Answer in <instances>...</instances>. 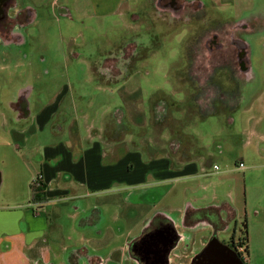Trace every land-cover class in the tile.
Returning a JSON list of instances; mask_svg holds the SVG:
<instances>
[{
	"label": "rangeland",
	"instance_id": "1",
	"mask_svg": "<svg viewBox=\"0 0 264 264\" xmlns=\"http://www.w3.org/2000/svg\"><path fill=\"white\" fill-rule=\"evenodd\" d=\"M91 1L61 0L60 3L68 2L71 7V18H66L60 14L61 5L52 4L53 0H12L9 16L30 10L35 19L18 26V29L22 26L16 31L22 41L0 39V206L32 202L30 185L39 178L42 167L65 165L66 157L70 163L78 160L77 153L68 154L60 145L68 142L67 131L71 132L73 127L76 131V111L82 107L81 101H93L91 116L94 118H91L96 126L105 124L102 132L109 131L111 110L119 105L120 90L139 88L133 95L139 96L138 100L132 97L133 102L136 101L132 109L144 111L147 125L143 128L129 126L133 131L134 147L146 137L154 152L161 154L160 149L155 148L174 147L171 139H176V145L185 151L184 156L197 164V171L192 172L197 175L190 178L185 175L188 173H183L176 181L171 180L177 191L164 203L173 200L179 192V202L182 201L179 205L185 211L187 206L207 208L216 196L234 212L232 219L221 212L226 225L218 234V241L243 249L246 245L244 264H264V123L253 119L264 109L257 101L264 90V0H216L217 4L213 0H184L211 10L212 17L221 23L237 22L253 27L251 33L240 35L250 44L252 71L250 81L239 88L241 96L237 109L238 102L232 99L237 97V84L241 82L238 75H195L191 70L179 71L189 64L183 53H187L195 41L192 23L182 28L183 24L169 22L168 17L155 9V0H136L133 8H124L109 17L98 19L91 9L79 17L75 9L82 11L85 5L88 9ZM106 5L110 6L109 1ZM135 17H138L136 22L130 21ZM209 20L216 24V20ZM199 30L198 26L197 33ZM112 65L116 66L114 75L107 69ZM94 68L102 77L104 75V81L91 74ZM194 79L212 94L210 98L195 88ZM22 90H28L31 115L27 119H18L11 107ZM62 92L65 96L63 109L48 125L39 128L32 121L33 117L42 105ZM261 96L264 103V93ZM207 99L213 103L209 104ZM73 100L76 101L74 105L70 103ZM200 100L202 103H197ZM226 104L233 109L225 110ZM210 105L212 112L208 115ZM137 122L140 123V119ZM60 128L65 131H59ZM80 128L79 133L85 136L84 127ZM56 145H59L57 150H45ZM140 146L146 147L142 142ZM52 153L58 155L49 159L47 155ZM239 164L243 167L238 168ZM72 179L69 177L68 185L74 183ZM185 187L192 191L186 196L187 201L180 194ZM75 190L82 192L80 188ZM160 198L159 189L157 194L150 192L143 198L142 205L135 203L136 196L130 199L133 203L123 205L120 213L125 220L123 236L129 234L132 239L141 234L143 212L153 210L151 206ZM94 200L97 204H105L111 197L100 196ZM163 204L157 205L156 211L163 208ZM214 211L212 208L187 212V222L195 224L192 248L196 253L204 247L197 242L204 236L207 241L210 238L209 230L199 220L210 218ZM170 217L175 223L179 222L177 212L170 213ZM56 220L55 227L62 222L59 218ZM101 228L113 236L115 225L110 216L106 215V220L101 221ZM178 231L188 234L182 227ZM242 240L244 245H240ZM91 252L97 257L107 255L105 250ZM171 254L180 256L181 249Z\"/></svg>",
	"mask_w": 264,
	"mask_h": 264
},
{
	"label": "crops",
	"instance_id": "2",
	"mask_svg": "<svg viewBox=\"0 0 264 264\" xmlns=\"http://www.w3.org/2000/svg\"><path fill=\"white\" fill-rule=\"evenodd\" d=\"M60 1L53 0L52 4H60V14L71 18L70 4L68 2L60 3ZM107 1L110 3L109 7L106 5ZM213 2L218 3L216 0ZM135 3L136 0H92L88 9L85 5L81 7L82 11L75 9V13L79 12V17H83L91 9L96 18L100 19L109 17L110 14L120 13L122 10L124 11V8L131 9ZM33 19L35 16L32 12L29 23L34 21ZM137 20L138 17H135L130 21L136 22ZM91 74L102 77L97 68H94ZM101 80H105L104 75ZM138 91L139 88L120 90L119 105L111 110L113 114L111 112L109 131L104 132L102 129L105 124L96 126L92 119L94 118L91 116L93 101H81L83 102L82 107L76 111L78 114L76 131L74 127L71 132L67 131L69 134L67 135L68 144L60 145V148L68 154L77 153L78 160L70 163L66 157L65 165L56 164L42 167L38 177L45 186L44 201L0 206V264L132 263L127 252V245L130 240L139 237L140 234L132 239L129 234L123 236L125 220L120 213L124 210L123 205L127 206L128 203H133L130 199L134 196L138 199L135 203L142 205L143 198L148 197L150 192L157 194L159 189L162 198L151 206L153 210H145L142 214L141 234L155 224L154 227H159V223L165 226L171 225L180 237V242L177 243L173 251L181 249V254L180 256L171 254L169 264L188 263L194 250L192 248V223L186 220L187 212L189 210L196 212L216 209L223 202L214 196L211 206L199 209L187 206L184 211L179 205L182 203V201L179 202V192H176V197H173V200L164 203L168 196H172L177 191L176 187L171 185V180L176 181L183 173H188L185 175L190 178L197 175L192 174L197 171V164L191 158H187L188 156H184L185 151L176 145V139H171L174 147L172 145L162 147L159 144L162 148L155 149H160L161 154H158L157 151L154 152V148L147 143L146 137L141 138L140 141V144L142 142L146 145L145 148L138 142V146L134 147L131 138L133 131L129 126L138 125L136 128H143L147 125L144 111L136 107L132 109L139 96H134L136 99L134 102L132 97ZM64 97L63 92L55 95L50 102L39 108L40 111L32 121L36 122L39 128L48 125L52 118L63 109ZM74 102L76 101L73 100L70 103L74 105ZM27 109H30V106ZM30 115L31 112L28 110L26 118L19 116L17 118L27 119ZM139 119L140 123L137 122ZM91 120L93 121L91 122ZM81 126L85 129V136L82 135L83 133H79ZM62 130L64 129H59V131ZM100 132L102 136L99 135ZM58 146L45 150L51 151L55 148L57 150ZM57 155L58 153H52L47 156L49 159H53ZM69 177L73 178L74 183L69 182L68 185ZM150 183L151 185H149ZM75 188H80L82 192L76 191ZM191 192L190 188L185 187L180 191V194L187 201L186 196ZM118 194H121L122 197L117 198ZM89 196H93V198L88 200ZM100 196L101 198L110 196L111 200L105 204H97L94 198H100ZM145 202L147 201L145 200ZM172 202L174 204H171ZM161 204H163V208L156 211L155 207ZM223 205L226 209L233 211L226 203ZM154 211H156L154 216H150ZM172 212L178 213L179 222L175 223L170 217ZM106 215L111 217L115 225L111 237L105 233L106 229L102 230L101 228V221L106 220ZM58 218L62 222L56 223L57 228L54 223ZM203 220H199V222L203 221L202 224L206 226L207 221L205 218ZM179 227L187 229L188 234L185 235L184 231H178ZM207 232L210 234V231ZM204 238L205 236L197 242L201 247L206 244L207 240ZM91 250L93 252L105 250L107 255L97 257L91 254Z\"/></svg>",
	"mask_w": 264,
	"mask_h": 264
},
{
	"label": "flooded vegetation",
	"instance_id": "3",
	"mask_svg": "<svg viewBox=\"0 0 264 264\" xmlns=\"http://www.w3.org/2000/svg\"><path fill=\"white\" fill-rule=\"evenodd\" d=\"M11 6L12 0H9L5 6L2 7L4 14L3 16H0V39L5 42H20L22 39L16 31H18L25 24L29 23L31 13L30 10L18 11L14 15L9 16L8 11ZM154 7L159 13L168 17L169 22H176L179 25L183 24V26H181L182 28H185L187 23H192V36L194 35L192 39L195 38V41L188 52L183 53V57H186L189 64L185 68L182 67L179 71L183 72L184 70L188 72L191 70L192 74L195 75L203 73L211 75L222 73L228 77H234L236 75L240 77L241 82L237 84V97H233L232 99L233 101L236 100L238 102L237 107L235 108L237 109L239 107V99L241 96L239 88L242 84L250 81L252 71L250 63V44L246 40L242 39L240 35L244 32L251 33L253 31V27L248 24H241L237 22L221 23L218 19L212 17L213 15L211 10L202 8L201 4L194 2L187 3L184 0H155ZM209 19L216 20V24L210 23L212 20L210 21ZM20 25L22 26L18 29V26ZM198 26L200 30L197 33ZM126 55L128 57V53ZM107 69L109 71L111 70L112 75H114L116 66L112 65L110 68L107 67ZM207 80L209 84L212 83L210 78ZM192 83L196 89H201L204 97L209 96L210 98L212 96V94H208L209 91H205V88L203 89V86L197 79H194ZM263 93H259L260 97L257 99L262 107H264V103H262L263 100L261 99V95H263ZM159 102L162 103L163 101L160 100ZM197 103L201 104L202 101H197ZM211 103H213L212 100L209 101V104ZM11 107L19 117H23L24 113L28 112L27 90H22L19 93L16 101L11 103ZM208 109L209 112L206 114L209 115L212 112L211 105ZM230 109L232 110L233 107L229 108V105L226 104L225 110L229 111ZM161 110L164 111V109ZM161 110L158 111L160 112ZM262 111L263 113L261 115L253 117V119L257 118L258 120H254L260 121V123H264V109H262ZM262 139L264 141V138ZM214 210L213 216L208 219L205 218L207 221V225L205 227L210 231V238L213 236L217 238L218 234L225 228L226 223L224 218H221V212L223 211L225 214L229 215V218L227 217V219H232L234 214L232 210L226 209L223 203H220V205L216 207V209L214 208ZM203 221H200L199 223H202ZM194 226L195 224H192V230L194 229ZM164 227L165 225L159 227L152 226L150 229L140 234L139 237L129 241L127 245V252L129 257L132 259L133 264H157L153 259V257H156L157 252H154L155 249L148 246L149 236ZM172 236L174 237L175 244L172 247V251L168 256V259L173 250L176 248L175 245L180 242V237L175 231L172 233ZM208 241H206V243ZM226 246L234 251L243 263L245 262L243 259L242 247H236L235 244ZM199 253L194 251L189 257L187 264H193L195 256Z\"/></svg>",
	"mask_w": 264,
	"mask_h": 264
},
{
	"label": "water",
	"instance_id": "4",
	"mask_svg": "<svg viewBox=\"0 0 264 264\" xmlns=\"http://www.w3.org/2000/svg\"><path fill=\"white\" fill-rule=\"evenodd\" d=\"M9 0L0 1V16H3V8ZM28 94V90H27ZM24 110V109H23ZM28 112L24 113V118ZM175 230L167 225L161 230H157L149 236L148 246L154 248L157 252L156 257H153L157 264H169L168 256L175 244L172 233ZM176 246V245H175ZM155 256V254H154ZM193 264H244L240 258L228 246L220 243L218 239L213 236L203 247L201 252L195 256Z\"/></svg>",
	"mask_w": 264,
	"mask_h": 264
},
{
	"label": "trees",
	"instance_id": "5",
	"mask_svg": "<svg viewBox=\"0 0 264 264\" xmlns=\"http://www.w3.org/2000/svg\"><path fill=\"white\" fill-rule=\"evenodd\" d=\"M30 190L32 194V201L34 202H42L44 201V190L45 186L44 184L40 181V178H37L31 185H30ZM246 229V227H245ZM244 235L246 234V231H243ZM240 245H244V240L240 243ZM247 253V247L245 245V248L243 249V254Z\"/></svg>",
	"mask_w": 264,
	"mask_h": 264
},
{
	"label": "built area",
	"instance_id": "6",
	"mask_svg": "<svg viewBox=\"0 0 264 264\" xmlns=\"http://www.w3.org/2000/svg\"><path fill=\"white\" fill-rule=\"evenodd\" d=\"M242 167H243L242 164H239V165H238V168H242ZM213 169H214V170H217V167H216V166H213Z\"/></svg>",
	"mask_w": 264,
	"mask_h": 264
}]
</instances>
